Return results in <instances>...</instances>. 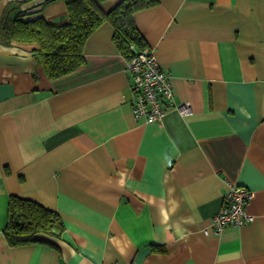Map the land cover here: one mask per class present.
<instances>
[{"label":"crops","instance_id":"1","mask_svg":"<svg viewBox=\"0 0 264 264\" xmlns=\"http://www.w3.org/2000/svg\"><path fill=\"white\" fill-rule=\"evenodd\" d=\"M20 12L68 20L62 0H0V24ZM136 24L190 114L133 115L109 22L57 79L36 44L0 41V264H264V0H158ZM229 182L255 220L216 232ZM11 195L60 214L56 246L8 243Z\"/></svg>","mask_w":264,"mask_h":264},{"label":"trees","instance_id":"2","mask_svg":"<svg viewBox=\"0 0 264 264\" xmlns=\"http://www.w3.org/2000/svg\"><path fill=\"white\" fill-rule=\"evenodd\" d=\"M57 0H45L51 3ZM68 20L54 23L45 16L29 18L25 13L4 17L0 24V41L4 44L34 43L36 59L50 79L75 72L86 61L84 49L88 38L103 23L114 27L116 48L130 60L137 51L147 47L136 24V13L158 3V0H121L109 11L102 8L106 0H62ZM65 229L60 214L32 199L11 195L8 221L3 230L12 246L32 243H55L41 235L61 237Z\"/></svg>","mask_w":264,"mask_h":264},{"label":"built area","instance_id":"3","mask_svg":"<svg viewBox=\"0 0 264 264\" xmlns=\"http://www.w3.org/2000/svg\"><path fill=\"white\" fill-rule=\"evenodd\" d=\"M127 72L132 89V113L147 123L160 122L170 108H179L184 115L190 114L191 107L177 105L175 92L168 71L164 70L150 48L137 51L127 60ZM254 192L234 182L224 195L221 209L213 217L216 232H221L229 225L241 226L255 220L247 206Z\"/></svg>","mask_w":264,"mask_h":264}]
</instances>
